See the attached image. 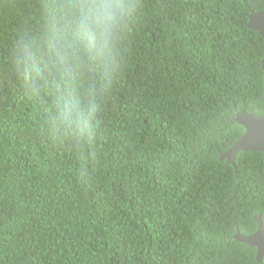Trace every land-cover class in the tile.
<instances>
[{
	"label": "trees",
	"instance_id": "16d2710c",
	"mask_svg": "<svg viewBox=\"0 0 264 264\" xmlns=\"http://www.w3.org/2000/svg\"><path fill=\"white\" fill-rule=\"evenodd\" d=\"M245 1L0 0V264H264Z\"/></svg>",
	"mask_w": 264,
	"mask_h": 264
},
{
	"label": "water",
	"instance_id": "95a60500",
	"mask_svg": "<svg viewBox=\"0 0 264 264\" xmlns=\"http://www.w3.org/2000/svg\"><path fill=\"white\" fill-rule=\"evenodd\" d=\"M249 26L259 30L261 36L264 38V10H261L259 15L251 17ZM262 69L264 70V58L262 60ZM236 120L245 127L244 134L219 158H226L228 163L233 164L237 172L235 158L238 151L259 150L264 154V115H257L252 112H239L236 114ZM255 217L259 224L257 231L251 234H244L237 230L234 238L248 245L256 246V259L261 261L264 257V224L261 215H256Z\"/></svg>",
	"mask_w": 264,
	"mask_h": 264
},
{
	"label": "clouds",
	"instance_id": "9594fccd",
	"mask_svg": "<svg viewBox=\"0 0 264 264\" xmlns=\"http://www.w3.org/2000/svg\"><path fill=\"white\" fill-rule=\"evenodd\" d=\"M64 95H66L68 98L70 97L69 93H64ZM78 99H79V97H78ZM80 100H81V97H80ZM88 101H89L88 98L83 99L81 102L74 101V99H73L69 104H66L67 105L66 107H70L71 109H78V108L83 107ZM60 107H63V106H61L58 103V101H55L52 105H50L51 110H55V109L58 110ZM27 143H28V138H23V140L21 142H17L16 144L18 146L23 147V145H26ZM263 156H264V154H263Z\"/></svg>",
	"mask_w": 264,
	"mask_h": 264
},
{
	"label": "flooded vegetation",
	"instance_id": "af4514ba",
	"mask_svg": "<svg viewBox=\"0 0 264 264\" xmlns=\"http://www.w3.org/2000/svg\"><path fill=\"white\" fill-rule=\"evenodd\" d=\"M254 1V3H251L252 2V0H247V1H245V4L248 6V7H251L250 5L251 4H258V5H262L263 3H264V0H253ZM259 11H261V10H264V6H263V8L262 9H258ZM255 12H257V10L256 11H254L253 13H255ZM253 13H251V14H253ZM253 40V42H255V40L254 39H252ZM262 60H263V58H262ZM262 60H261V66H262ZM257 231V230H256ZM255 231V232H256ZM254 233V232H253ZM264 258V257H263ZM263 260V259H262ZM261 260V261H262Z\"/></svg>",
	"mask_w": 264,
	"mask_h": 264
},
{
	"label": "bare ground",
	"instance_id": "6f19581e",
	"mask_svg": "<svg viewBox=\"0 0 264 264\" xmlns=\"http://www.w3.org/2000/svg\"><path fill=\"white\" fill-rule=\"evenodd\" d=\"M251 3H254V1L252 0ZM260 13H261V11L257 10V12H255V13H253V14H250L249 23H250V21H251V17H252V16H254V15H259ZM249 23H248V27L251 28V27L249 26ZM251 29H253V30H257V29H254V28H251ZM257 31L259 32V30H257ZM259 33H260V32H259Z\"/></svg>",
	"mask_w": 264,
	"mask_h": 264
}]
</instances>
